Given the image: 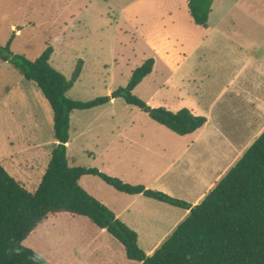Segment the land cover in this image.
Here are the masks:
<instances>
[{
  "label": "rangeland",
  "instance_id": "1",
  "mask_svg": "<svg viewBox=\"0 0 264 264\" xmlns=\"http://www.w3.org/2000/svg\"><path fill=\"white\" fill-rule=\"evenodd\" d=\"M138 1H60L53 6L56 14L49 17L51 20L27 28L11 49L14 54L35 60L48 46L52 47L50 65L67 79L82 61L81 75L67 93L68 98L81 102L112 96L149 58L155 60L153 71L133 94L154 109L163 107L174 112L178 107L185 108V98L194 99L190 81L229 80L236 67L223 59L238 50L229 23H224L228 31L224 39L215 36L212 43L202 45L203 28L194 24L187 8H177L179 0H152L147 5ZM261 1L264 9V0ZM160 8L172 9L173 16L156 14ZM241 8L235 6L232 12ZM239 24L244 34L250 29L247 20ZM8 25V20L0 23L2 46L8 37ZM258 31L264 35V27ZM69 135L70 166L96 168L127 184L194 202L196 196L187 190L190 178L182 163L160 176L169 159L159 154L158 159L148 156L144 149L145 145L154 148L160 141L173 143L177 134L123 98H113L102 107L73 111ZM55 143L49 103L35 83L27 82L11 64L0 60V163L34 193ZM204 180L209 183L213 176L207 175ZM80 185L115 215L119 214L118 219L138 234V245L146 254L170 232L177 217L172 213L179 208L117 192L95 176L83 177ZM23 245L51 264H139L126 258L123 245L106 230L69 213L48 215Z\"/></svg>",
  "mask_w": 264,
  "mask_h": 264
},
{
  "label": "trees",
  "instance_id": "2",
  "mask_svg": "<svg viewBox=\"0 0 264 264\" xmlns=\"http://www.w3.org/2000/svg\"><path fill=\"white\" fill-rule=\"evenodd\" d=\"M214 0H187L193 22L206 28ZM0 45V60L11 64L27 82L41 91L53 112L56 143L48 167L34 193L15 180L0 163V264H51L23 241L50 214L69 213L87 218L106 230L124 247L128 260L140 264H264V132L245 151L236 164L197 205L172 198L162 192L130 185L96 168L70 166L67 144L70 116L123 98L127 104L146 112L147 103L133 94L153 71L154 58L135 69L128 84L103 96L81 102L67 97L82 71L79 61L71 78L50 65L53 48L48 46L35 60L14 54L11 43ZM150 118L179 136L202 128L207 119L182 108L172 112L156 108ZM84 176H95L117 192L143 195L188 210L189 214L167 239L147 255L138 245V234L120 221L103 203L79 184ZM19 250V251H17Z\"/></svg>",
  "mask_w": 264,
  "mask_h": 264
},
{
  "label": "crops",
  "instance_id": "3",
  "mask_svg": "<svg viewBox=\"0 0 264 264\" xmlns=\"http://www.w3.org/2000/svg\"><path fill=\"white\" fill-rule=\"evenodd\" d=\"M60 1L62 4L63 0H0V23L6 20L9 23L6 27L8 34L6 43L14 34L12 48L27 28H36L38 22L51 20L49 17L56 14L53 6ZM151 1L139 0L138 2L147 5ZM157 1L162 0H155ZM249 1L214 0L207 27L204 28L194 23L204 30L202 45L212 43L215 36L224 39L228 33L224 30L226 28L224 23H229L230 29L233 30L231 35L234 36L238 49L235 54L227 55V58L223 59L236 67L228 81H190L193 86L194 99L186 97L183 101L184 106L194 115L205 116L206 124L190 135L173 137V143L160 141L154 148L144 146L145 151L149 153L148 156L158 159L157 154H159L169 159L168 167L160 176L172 170L173 165L182 163L190 178L187 190L191 191L190 195L196 196L192 203L193 206L205 198L264 132V35L258 31V28L264 27V9L261 0ZM179 2L175 3L177 8L188 10L185 0H179ZM235 6L242 8L234 13L232 11ZM171 10L160 8L155 13L171 18L173 16ZM133 14H138V12ZM244 20L250 22V29L245 34L242 33V24H239ZM201 43H197L196 48ZM180 109L182 108L178 107L174 112ZM161 150L162 153H160ZM189 174H192V177ZM207 175L213 176V180L204 183L206 182L204 177ZM173 212L175 213L171 212L172 215H177V217L171 224L170 232L164 234L147 255H151L155 247L158 244L160 246L189 214L188 210L180 208L173 209ZM116 217L118 218L119 214H116Z\"/></svg>",
  "mask_w": 264,
  "mask_h": 264
},
{
  "label": "water",
  "instance_id": "4",
  "mask_svg": "<svg viewBox=\"0 0 264 264\" xmlns=\"http://www.w3.org/2000/svg\"><path fill=\"white\" fill-rule=\"evenodd\" d=\"M146 112H147V113H157V112H156V108L154 109V108H151V107H147V108H146Z\"/></svg>",
  "mask_w": 264,
  "mask_h": 264
},
{
  "label": "clouds",
  "instance_id": "5",
  "mask_svg": "<svg viewBox=\"0 0 264 264\" xmlns=\"http://www.w3.org/2000/svg\"><path fill=\"white\" fill-rule=\"evenodd\" d=\"M17 251H19V250H17Z\"/></svg>",
  "mask_w": 264,
  "mask_h": 264
}]
</instances>
